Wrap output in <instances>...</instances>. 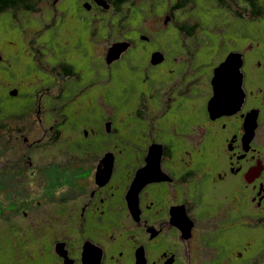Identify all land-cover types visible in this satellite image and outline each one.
I'll return each instance as SVG.
<instances>
[{
	"label": "flooded vegetation",
	"instance_id": "af4514ba",
	"mask_svg": "<svg viewBox=\"0 0 264 264\" xmlns=\"http://www.w3.org/2000/svg\"><path fill=\"white\" fill-rule=\"evenodd\" d=\"M173 1L161 19L176 48L151 50L157 34L125 27L110 48H127L112 64L99 15L124 5L142 13L144 3L158 19L163 0H87L76 12L83 39L58 24L68 13L59 9L50 24L23 27L24 45L43 46L33 47L42 84L32 83L19 113L0 110V264H264V0H214L240 22L230 41L214 30L199 38L179 20L188 0ZM155 54L164 60L154 64ZM232 54L239 99L225 110L213 80ZM54 169L61 191L51 190ZM27 187L37 202L17 200Z\"/></svg>",
	"mask_w": 264,
	"mask_h": 264
},
{
	"label": "rangeland",
	"instance_id": "374dc122",
	"mask_svg": "<svg viewBox=\"0 0 264 264\" xmlns=\"http://www.w3.org/2000/svg\"><path fill=\"white\" fill-rule=\"evenodd\" d=\"M86 2L87 0H34L33 7L35 6L36 13L32 12V14H30L26 13L24 10H17L10 11L9 14L3 15V17L0 16V55L4 57V62L0 65V110H4L3 116L19 113V109L26 103L25 98L31 90L30 87L32 86V83L37 80V76L33 72V70H35L34 60L37 58L34 49H42L43 46H40V44L32 45V49H30L28 40L25 41L26 44L24 45V35L22 33L24 30L23 27L27 26L29 27L28 30H32L39 26L42 27L48 25L51 23V19L54 18L56 10L59 9L68 13L67 17L60 20L58 24L62 29L66 26L72 28L80 34L83 39V32L80 31L82 27L76 12L78 6L83 5L84 7L87 4ZM213 2L215 3L214 0H188L187 6H185V9H182L183 11L179 14V20L182 24H190L191 26L196 25L197 29L199 27V38H205V36H208L209 38H207V41L211 38H216V35L212 33L213 30L220 33V35L224 34L228 41L231 39L238 40V28L240 27L238 18H235V15L231 12H228L229 15L227 13V15L220 13L214 7L215 4ZM174 3L176 2L163 0V6H165V8L163 6L159 8L157 14L160 15V18L158 19L148 12L149 8L146 10L144 3L141 4V8H144L146 11L144 12L143 10L142 13H135L134 10L136 8H133L132 5H124L116 13L103 12L99 15L98 19L100 29L98 41L100 42V49H102L103 52H109L111 43L122 36L124 32L131 30L133 33L138 34V29H141L146 34H157L159 41H155V43L151 44V50L158 49L164 52H169L171 49L176 48V43H173L176 39L174 30L165 29L164 20L161 19L163 12L169 10ZM73 15H76V18H74ZM86 15L87 22L90 21V24H92V22H94L92 19H94L95 16L93 14ZM125 27L130 30H125ZM25 36L30 39L29 37H31L32 34L28 35L26 33ZM217 41H220V39ZM177 43H179V41H177ZM180 43H182L181 40ZM169 44H171V46H169ZM205 52H207V50H205ZM218 53L219 49L217 48V50L215 49L213 54H211L210 58L207 55H204V57L209 58V63H211L210 61L215 62L219 60V57L217 56ZM136 56V51H133L130 55L132 59ZM199 63H201V61H199ZM103 75L104 78L108 76V71L106 69H103ZM129 76V61L127 59L121 63L120 73L118 75L119 87H127ZM199 76V92L202 94L203 91L207 90L206 83L209 76L205 75L204 70L200 72ZM37 82H39L38 85L42 84L39 80H37ZM33 86L34 89L36 85ZM14 88L19 90L20 97L14 102H10L7 97L8 92ZM12 104H15L17 108H12ZM199 104L201 105L202 102H199ZM58 170L59 169H54L53 186L51 190H53L54 187H57L59 191H61V188L67 186V184L56 183L59 178L65 179V177H60ZM72 179L73 178L70 177L68 180L72 182ZM17 195L19 196L17 200H20L23 197L20 202L28 201L32 197H34L35 202L38 201L34 194V190L30 187L20 190ZM24 209L25 208L19 207V209L16 208L15 211H19L21 214ZM46 209L47 208L41 206L38 208V212L42 213ZM21 218H23V216ZM25 223H29V221H23L22 224Z\"/></svg>",
	"mask_w": 264,
	"mask_h": 264
},
{
	"label": "water",
	"instance_id": "95a60500",
	"mask_svg": "<svg viewBox=\"0 0 264 264\" xmlns=\"http://www.w3.org/2000/svg\"><path fill=\"white\" fill-rule=\"evenodd\" d=\"M105 8H108L103 4ZM90 9V7H88ZM127 47L124 44H115L110 48L107 62L112 64L113 62L119 60L122 54L125 52ZM236 55H231L227 61L222 64L215 72V77L213 80V85L215 88V106L217 105L220 109H229L239 99V87H238V78L237 72L235 69V61H237ZM164 60L162 54H155L153 56V63L158 64ZM2 61V56L0 55V62ZM18 91H13L12 96H18ZM230 98L233 99L232 104H230ZM104 172V171H103ZM104 176V174H102Z\"/></svg>",
	"mask_w": 264,
	"mask_h": 264
},
{
	"label": "trees",
	"instance_id": "16d2710c",
	"mask_svg": "<svg viewBox=\"0 0 264 264\" xmlns=\"http://www.w3.org/2000/svg\"><path fill=\"white\" fill-rule=\"evenodd\" d=\"M33 2L34 0H0V16L3 17V15L9 14L10 11L17 10H24L26 13L32 14V12L36 11L35 6L33 7ZM126 2L127 0H116L115 6L119 8L123 3L126 4ZM179 6L181 10H184L185 6H187V2H182ZM25 28L27 29L29 27L26 26Z\"/></svg>",
	"mask_w": 264,
	"mask_h": 264
},
{
	"label": "bare ground",
	"instance_id": "6f19581e",
	"mask_svg": "<svg viewBox=\"0 0 264 264\" xmlns=\"http://www.w3.org/2000/svg\"><path fill=\"white\" fill-rule=\"evenodd\" d=\"M232 102H233V99L230 98V102L229 103L232 104Z\"/></svg>",
	"mask_w": 264,
	"mask_h": 264
}]
</instances>
